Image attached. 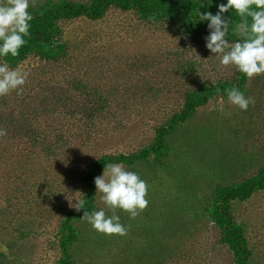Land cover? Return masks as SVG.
I'll use <instances>...</instances> for the list:
<instances>
[{"label": "rangeland", "instance_id": "obj_1", "mask_svg": "<svg viewBox=\"0 0 264 264\" xmlns=\"http://www.w3.org/2000/svg\"><path fill=\"white\" fill-rule=\"evenodd\" d=\"M96 1L31 0L29 11ZM209 2L32 24L19 55L0 57L30 73L22 94L0 97V264H264V75L246 79L206 49L207 21L192 9L214 14L225 0ZM225 17L231 43L239 18ZM232 85L254 98L247 111L227 102ZM221 100L223 112L210 110ZM103 160L148 185L136 218L117 209L123 237L72 207L82 197L102 206L93 178ZM243 187L246 198L226 200Z\"/></svg>", "mask_w": 264, "mask_h": 264}, {"label": "clouds", "instance_id": "obj_2", "mask_svg": "<svg viewBox=\"0 0 264 264\" xmlns=\"http://www.w3.org/2000/svg\"><path fill=\"white\" fill-rule=\"evenodd\" d=\"M30 6L31 0H0V57L18 56L19 50L27 43L33 20ZM216 8L214 14L196 10L197 20L207 21L206 49L221 66H232L246 79L264 75V0H225L217 3ZM229 10L239 18L234 26L237 38L231 43L227 39L231 19L225 17ZM29 75L26 70L0 63V97L11 92L22 94ZM224 91L227 102L241 111H247L255 103L251 95H246V90L236 85ZM210 110L223 112V100ZM5 135L6 130L0 127V137ZM93 183L102 206L88 210L87 201L82 197L72 205L74 211L83 210L81 218L98 233L126 236L128 229L121 223L117 209L127 213L130 219L136 218L149 203L146 181L121 163L110 162L104 165L100 175L93 178Z\"/></svg>", "mask_w": 264, "mask_h": 264}, {"label": "trees", "instance_id": "obj_3", "mask_svg": "<svg viewBox=\"0 0 264 264\" xmlns=\"http://www.w3.org/2000/svg\"><path fill=\"white\" fill-rule=\"evenodd\" d=\"M158 4V0H97L95 3L89 5L88 7H85L84 5L77 4L73 6H65L62 8L57 9L55 12L52 13H47L44 16H33V20L31 21L32 24H39V23H44V24H49L53 19H58L63 16L67 15H85L90 18H98L104 11L105 8L111 5H116L120 7L121 9H130V8H139L142 11H153ZM195 8V7H194ZM196 9H192L194 13L196 12ZM201 11V9H199ZM22 50V48L19 50V52ZM202 101L191 103L187 107L189 112L192 110L196 105H200ZM183 118H181L182 120ZM115 161H118L117 159ZM111 161L108 160H103L100 161L99 164L104 167L105 164L110 163ZM252 192V188H241V189H233L227 192L226 200H232V199H243L246 198L250 193ZM222 213L224 214L225 217L228 218V213L226 208L222 207ZM231 234H234V240L236 241V245L234 246V250L237 252V254L243 258L244 257V251L241 249V243H240V235H236L235 231L230 232Z\"/></svg>", "mask_w": 264, "mask_h": 264}]
</instances>
